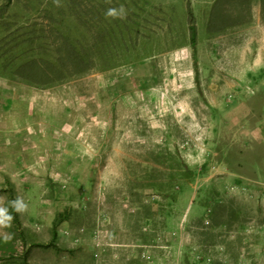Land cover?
Returning a JSON list of instances; mask_svg holds the SVG:
<instances>
[{"label": "rangeland", "instance_id": "rangeland-1", "mask_svg": "<svg viewBox=\"0 0 264 264\" xmlns=\"http://www.w3.org/2000/svg\"><path fill=\"white\" fill-rule=\"evenodd\" d=\"M250 1L0 0V40L20 42L0 47V195L29 205L0 230V264H264V10L255 23ZM120 5L121 29L105 16ZM65 32L92 47L89 70L18 75L32 37L51 59Z\"/></svg>", "mask_w": 264, "mask_h": 264}, {"label": "trees", "instance_id": "trees-1", "mask_svg": "<svg viewBox=\"0 0 264 264\" xmlns=\"http://www.w3.org/2000/svg\"><path fill=\"white\" fill-rule=\"evenodd\" d=\"M120 24H121V19H115L114 25L121 29L122 27H119L121 26ZM106 28L107 27L101 28L100 32L98 30L97 35L101 34L103 31H107ZM108 28H110L109 33L110 31L111 33L112 32L114 33L113 25H110ZM189 32H190L189 35H190L191 44L194 45L196 35L193 26L189 25ZM59 34H60V41L57 46L58 47L57 55L55 57H52L51 59L47 58L45 54L50 45V43L46 41L45 37L43 38V35L37 36L39 39L42 40H37L35 39L36 37H32V59H28L18 66L17 73L19 76H22V78L24 79L27 78L28 80L30 79V77H32V85L46 86L47 84H50V82L59 81L61 77L81 75L85 73L87 70H89V68L94 64V60L92 56L89 55L88 52L91 51L92 47H89L88 50L84 51L83 45L81 43L76 45L73 42H71L73 38L71 39V35H69V33L65 32ZM8 40L9 42L6 43L5 41ZM37 41L39 42L38 45H36ZM15 42H18V44H20L18 39L17 40H15L14 38L10 39L9 36L8 37L3 36V38L0 40V47L2 48V45L8 44L9 50L4 52L7 53L11 51ZM107 45L108 44L102 46L97 44L96 46L101 48L102 49L101 52L104 53V51H106L104 48ZM39 49H41L42 53L39 54V56H35L34 52L37 51L39 53ZM64 72H66V74ZM184 172L191 173L190 171H184ZM13 214L16 216L15 213ZM59 217H61V214H58L54 218V223H53L54 236H55L57 224L59 222ZM12 238L13 240L12 243L10 244V248L14 249L16 235L14 234ZM3 249H7V246H4Z\"/></svg>", "mask_w": 264, "mask_h": 264}, {"label": "clouds", "instance_id": "clouds-1", "mask_svg": "<svg viewBox=\"0 0 264 264\" xmlns=\"http://www.w3.org/2000/svg\"><path fill=\"white\" fill-rule=\"evenodd\" d=\"M106 3H111V0H105ZM53 3L59 7L60 0H53ZM106 17L112 19H124L127 16V10L124 5L119 7H109L105 12ZM29 205L25 199L17 195L14 199H7L6 196L0 195V230L12 227V222L16 218L13 214H24L28 211ZM13 233H5V242H8L13 237Z\"/></svg>", "mask_w": 264, "mask_h": 264}, {"label": "crops", "instance_id": "crops-1", "mask_svg": "<svg viewBox=\"0 0 264 264\" xmlns=\"http://www.w3.org/2000/svg\"><path fill=\"white\" fill-rule=\"evenodd\" d=\"M250 4V8H251V11L252 13H254V17H257L256 20H255V23L259 24L261 23V14L263 12V7H264V3L261 2V0H251L249 2ZM235 27H241L243 26L242 24H234Z\"/></svg>", "mask_w": 264, "mask_h": 264}]
</instances>
